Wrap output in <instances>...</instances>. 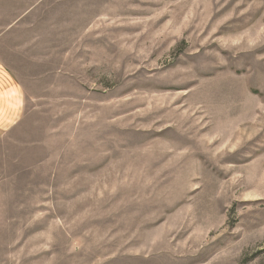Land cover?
Listing matches in <instances>:
<instances>
[{
  "label": "rangeland",
  "instance_id": "rangeland-1",
  "mask_svg": "<svg viewBox=\"0 0 264 264\" xmlns=\"http://www.w3.org/2000/svg\"><path fill=\"white\" fill-rule=\"evenodd\" d=\"M0 64V264H264V0H0Z\"/></svg>",
  "mask_w": 264,
  "mask_h": 264
},
{
  "label": "crops",
  "instance_id": "crops-1",
  "mask_svg": "<svg viewBox=\"0 0 264 264\" xmlns=\"http://www.w3.org/2000/svg\"><path fill=\"white\" fill-rule=\"evenodd\" d=\"M22 106L23 98L14 76L0 64V131L16 121Z\"/></svg>",
  "mask_w": 264,
  "mask_h": 264
}]
</instances>
